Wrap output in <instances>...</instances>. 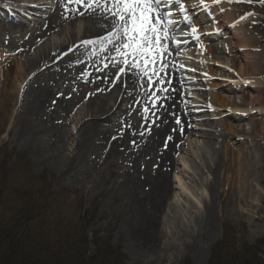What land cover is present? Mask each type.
<instances>
[{
	"label": "bare ground",
	"instance_id": "1",
	"mask_svg": "<svg viewBox=\"0 0 264 264\" xmlns=\"http://www.w3.org/2000/svg\"><path fill=\"white\" fill-rule=\"evenodd\" d=\"M235 1L237 0H229V5L240 6ZM44 2L53 4V12L43 17V25L38 26L37 31L26 32L24 35V22L13 19L9 21V14L4 17L0 13V60L8 62L11 59H7L8 54L1 52L4 47L16 53L14 56L17 61L24 60V64L20 63L17 71L21 83L25 85L21 102H11L9 94L5 93L8 82L0 79V95L3 96L0 106L4 103L6 112L17 113V131L14 134L17 144L22 150L29 151L37 163L43 164L51 159L60 175L66 173L70 179H78L87 165L94 166L91 158L94 160L99 156L98 149H94L105 143L107 169L110 170L117 164L115 173L119 172L117 179L120 180L109 186L110 192L108 189L107 191L112 197L126 200L125 211L129 210L132 215L140 211L144 219L149 215L152 224L164 222L174 225L192 224L197 227L205 225L213 235L215 209L212 195L216 184L221 183L223 186L225 183L226 186L221 193L222 203L234 196L240 208H243L257 177L260 184L264 182V163L259 168L257 156V149L264 152L262 83L253 82L255 79L250 74L240 71L238 83L232 89H224L228 97L212 92V98L221 110L218 114L219 120L209 125L217 131L195 133L193 130L196 129L192 127L191 132L187 129L191 114L184 109V86L179 79L180 72L177 73L175 66L167 62L161 79L155 84L152 83V86L146 85L144 77L131 75V69L127 70V75L119 73L117 69L121 65L113 67V58H121L116 56L112 45L106 47L108 44L103 41V37L115 29L112 21L101 15L99 10L86 11L80 4L69 0H0V9L3 10L1 4L17 10L25 7L28 14L30 10L40 9ZM221 10L222 7H218V14ZM80 12L85 14L80 15ZM220 17H223L222 22H226L224 28H230L227 33L237 39L238 46L234 48H238L237 52L246 57V68L258 69V75H261V65L258 64L260 59L250 56L251 49L247 43L245 26L248 19H241L240 24L235 26V20L239 18L238 11ZM217 26L218 24L215 29H219ZM199 27L198 24L194 26L195 33H201ZM69 29L71 31L68 32ZM169 29L171 31V27ZM24 37L27 38L22 40ZM98 40L101 43H84ZM200 46L204 57L198 53L199 58L210 63L207 65V77L214 80L216 75L211 68V61L220 59L219 55L226 51L221 47L209 46L207 42ZM70 47L72 49L68 51ZM179 47L180 45L177 46ZM173 51L174 48H171V52ZM214 54L218 58H214ZM258 55L261 57L262 53ZM229 62L235 66L234 60ZM185 72L192 73L188 70ZM77 75L80 78L77 77L78 85H81L73 93L69 83ZM254 84L258 85L253 87ZM211 86L214 89L219 87L216 83ZM244 87L256 91V94L250 95L249 99L247 94L242 97L235 96ZM20 89L16 87L17 93L21 92ZM69 94L72 95L68 96ZM145 107L149 109L147 113L144 111ZM117 109L119 111L116 113ZM244 120L249 122V129L242 123ZM71 123L76 126L74 133L67 130ZM205 125H208L207 121ZM196 134L203 139V143L197 140L194 147L192 142L188 144L197 149L200 163L203 161V167L213 177L205 185L208 191L206 193L211 199L204 203L201 215L198 213L189 219L179 215L166 217L171 207V211L176 208L175 204H167L171 195L168 183L174 155L184 152L186 136ZM45 135H50L53 145L57 144L55 153L47 151L50 148L47 149L44 145ZM60 144H64V147H59ZM216 144L218 148L213 146ZM219 151L223 153L222 165ZM218 174H221L220 181L215 178ZM176 178L182 192L187 194L188 190L179 174ZM161 213L167 215L162 216ZM260 220L258 216L254 217V221ZM160 234L161 230L154 235L158 243L163 238L157 237ZM187 236L188 232L182 231L181 235L178 234L179 240ZM157 241L146 244L147 248L137 250L135 254L143 258L158 257L159 251L164 252L157 245ZM184 253H187L186 250Z\"/></svg>",
	"mask_w": 264,
	"mask_h": 264
},
{
	"label": "rangeland",
	"instance_id": "2",
	"mask_svg": "<svg viewBox=\"0 0 264 264\" xmlns=\"http://www.w3.org/2000/svg\"><path fill=\"white\" fill-rule=\"evenodd\" d=\"M200 2V0H179V3H176V0H171L169 3L168 0H161L159 6L161 30L169 31V27L166 25L169 20L173 22L171 23L172 27L175 28L178 24L180 26V29L176 27L175 34L169 35L168 32L171 42L170 39L164 42L168 44V49L169 46L184 45L182 42H185L183 49H175V56H173L177 59L173 61V64H176V71L180 72L181 85L184 86L182 88L184 109L189 111L193 118L187 124V129L191 130L192 127H195L196 130L193 131L198 133L217 131L209 125L211 122L219 120L218 114L221 110L214 102L212 92L221 93L228 97V93L224 89L226 87L232 89L233 85L238 83L241 75L239 73L247 72L255 79L253 82L262 83L260 85L264 87V0L235 1L240 6L229 5V0H217L213 2L214 7L207 10L202 9L204 6L200 7V5L208 1ZM217 2L220 4L218 7H222L223 10L220 14L216 10ZM45 3L39 7L40 9L30 10L28 14V9L25 7L19 12L10 8L11 19L15 17L18 22H24L22 23L25 29L23 35L26 32L37 31L38 26L43 25V17L53 12V4ZM236 11H238L239 18L235 20V26L240 24L241 19H248L245 26L247 27V43L251 49L250 56L260 59L258 64L261 65L259 67L261 75H258V69L246 68L244 65L246 57L242 56L243 53L237 52L238 48H234L238 46L237 39L231 33H227L230 28H224L226 22H222L223 17L220 16L230 12L234 14ZM188 13L192 14L189 18L193 17V20L189 21ZM214 13L218 14L216 21L210 17V14ZM2 14L6 17L5 11ZM168 17L170 19H167ZM199 21H204V23L198 24ZM184 22L185 24L182 25ZM196 24L200 26V34L193 33ZM217 24L219 29H215ZM69 31L71 30L69 29ZM26 38L24 37L22 40ZM192 41L195 43L190 44ZM204 42H207L209 46L221 47L226 51V53L219 55L220 59L211 61V68L216 75L214 80L207 77V65L210 63L202 60L198 55L200 53L204 57L200 46ZM110 46L111 44L106 45V47ZM71 49L70 47L68 51ZM1 52L8 54L7 59H11L8 62L0 60V79L2 82H8L5 93L9 94L11 102L19 103L24 98L22 89L25 85L21 83L17 71L19 64H24V60L17 61L16 53L9 51L7 47H4ZM171 53V49H169L164 55L162 61L164 65H166L167 59H172L169 57L172 56ZM261 53L260 57L258 54ZM213 56L218 58L217 54ZM233 60L235 66L229 62ZM157 68H159V64ZM184 70L192 73H186ZM161 73H158L159 77ZM77 77L80 79L77 75L69 83L73 93L77 91L76 87L81 85V83L78 85ZM144 78L146 85H148L147 78ZM157 80L155 79L153 84ZM214 83L219 86L217 89L211 86ZM256 85L258 84H254L253 87ZM16 87L21 88L20 93H17ZM244 94H247L249 99L250 95L256 94V91L244 87L241 91H237L235 96L242 97ZM70 95L72 94L68 96ZM2 97L0 95V101ZM118 111L119 109L116 110V113ZM17 118V113L6 112L4 103L0 106V225L2 226L1 234H4V231L9 232L8 229L15 223V220L23 215L24 208H27L29 203L33 204L27 210H31L30 213L33 214L34 220L18 228L21 230L17 231V228L13 230L15 233L17 231L18 236L16 235V237L19 240L21 238L20 242L24 245V249L30 252L36 251L38 254L49 253V251H51L50 253L56 252L55 258L60 259L59 262L63 261L64 264H84L82 259L87 264H111L108 260L105 261L108 255L114 264H210L211 259H213L212 256L216 255L217 260L214 264H219L220 257L217 258L218 255H222V257L226 255H254L253 251H250L253 249L258 251L262 260L261 264H264L262 256L264 255V182L260 184L258 177L254 182L253 192L250 191L243 208H240L234 196L222 203L221 193L226 186L225 183L223 186L221 183L216 184L212 195L215 209L213 235L210 234L205 225L197 227L192 224L174 225L164 222L163 224H152L149 221V215L147 219H144L140 211H136L132 215L129 210L125 211L124 209L126 200L112 197L109 193L111 188L109 186L120 180L117 179L119 172L115 173L118 169L117 164L114 168L107 169V156L104 153L105 143L94 149H98L99 154L97 159L91 158L94 166L92 164L87 165L85 172L80 174L82 176L78 179L75 177L70 179L66 173L63 175L58 173L57 168L52 165L51 159L40 164L29 151L22 150L14 138L17 131ZM203 120H206L208 125H205ZM112 122L114 121L112 120ZM242 123L249 129L250 124L247 120ZM103 125L106 124L103 123ZM67 130L74 133L76 126L71 123ZM197 134L186 136L184 138L186 144L184 152H178L174 155L173 169L169 174L168 183L171 195L167 199V204H173V206L175 204L176 208L171 211V207L169 215L161 213L162 216L179 215L189 219L198 213L201 215L204 203L211 199V196L206 193L208 191L205 185L213 177L203 167V161L200 163L197 157V149L193 148L197 140L203 143V139L200 136L199 138ZM43 141L46 148H50L47 151L55 153L57 144L53 145L50 135H45ZM188 142H192L193 147ZM64 144L66 145V143ZM64 144H60L59 147L63 148ZM213 146L218 148L217 144ZM219 152L222 165L223 153ZM199 155L202 158L201 152ZM263 155V150L257 149L259 168L264 163ZM55 159L59 160V157ZM178 174L189 193L184 194L182 192L176 178ZM215 178L220 181L221 174ZM257 216L261 219L260 221H254V217ZM160 230L161 234L157 237L163 238L158 243L156 238L154 239V235L158 234ZM182 231L188 232V236L179 240L178 234L181 235ZM156 241L159 248L161 246V250L164 252L159 251L158 257L143 258L135 254V251L147 248L146 244H153ZM64 250L65 252H61ZM185 250L187 253H184ZM45 255L48 254L44 253L38 256ZM80 255L81 257L87 255V258L90 259L87 260L85 257L79 259ZM39 258L42 259L43 257ZM41 259L32 263L41 264ZM94 260L96 261L93 262ZM53 261V258H49L43 262L53 264ZM254 261L258 262L257 260Z\"/></svg>",
	"mask_w": 264,
	"mask_h": 264
},
{
	"label": "snow or ice",
	"instance_id": "3",
	"mask_svg": "<svg viewBox=\"0 0 264 264\" xmlns=\"http://www.w3.org/2000/svg\"><path fill=\"white\" fill-rule=\"evenodd\" d=\"M69 2L80 4L86 11L99 10L101 15L112 21L115 30L103 37V41L111 44L116 56L121 58L120 60L113 58L115 61L113 67L117 64L121 65L117 69L119 73L127 75L129 74L127 70L131 69V75L146 77L149 85L154 83L155 79H161L158 73L163 72L166 67L162 61L169 50L168 44L164 42L170 39L168 32L161 30L160 27L161 0H69ZM168 2L171 3V0ZM176 3H179V0H176ZM171 23L169 20L168 24ZM195 32L196 29L193 28V33ZM84 43H101V41ZM158 64L159 68H157ZM152 103L155 106L154 100ZM144 111L147 113L149 109L145 107Z\"/></svg>",
	"mask_w": 264,
	"mask_h": 264
},
{
	"label": "trees",
	"instance_id": "4",
	"mask_svg": "<svg viewBox=\"0 0 264 264\" xmlns=\"http://www.w3.org/2000/svg\"><path fill=\"white\" fill-rule=\"evenodd\" d=\"M31 205H33V204L29 203L27 205V208H29ZM27 208H24L25 211H24L23 215H21V218H19L18 220H15V223L10 227V229H8L9 232L6 233V231H4V234H1V232H2L1 227L2 226L0 225V264H33L32 263L33 261L41 259L39 257H43L41 259L42 260L41 264H46L43 261L46 259H49V258L50 259L53 258V260H54L53 264H64L63 261L59 262L60 259L55 258L57 256L56 252H53V253H50L51 251H49V253L44 252V253H47L48 255L38 256V255H43L44 253L38 254V252H36V251L32 250L33 252H30L29 250L24 249V245L20 242L21 238H20V240L17 239V237H16L17 231L21 230L18 228H20L21 226L26 225L27 223L32 222L34 220L33 219L34 217H32L33 214L30 213L31 210L28 211ZM18 223H20V224H18ZM16 228H17V231L15 233V231L13 232V230ZM20 237H21V234H20ZM251 250L253 251L254 255H226L224 257H222V255H218L217 258L220 257L219 264H258V262H259V264H261L262 260H261V257L258 255V251L250 249V251ZM61 252H65V250L61 251ZM259 252H263V251H259ZM48 256H51V257H48ZM262 256L264 258V255H262ZM84 257L87 258V255H83V257H81V255H80L79 259H82ZM212 257H213V259H211L210 264H214L215 261L217 260L216 255H213ZM66 258H64V259H66ZM69 258H71V257H69ZM109 258L110 257L108 255L105 258V261L108 260L111 264H114V261L112 259H109ZM89 259L90 258H87V260H89ZM254 260H257L258 262H255ZM95 261L96 260H94L93 262H95ZM82 263L85 264L86 261H84L82 259Z\"/></svg>",
	"mask_w": 264,
	"mask_h": 264
}]
</instances>
